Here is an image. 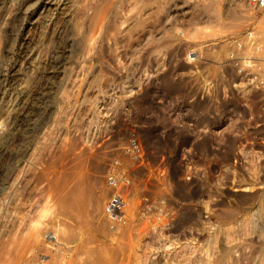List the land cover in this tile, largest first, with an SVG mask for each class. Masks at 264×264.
<instances>
[{
	"label": "rangeland",
	"instance_id": "rangeland-1",
	"mask_svg": "<svg viewBox=\"0 0 264 264\" xmlns=\"http://www.w3.org/2000/svg\"><path fill=\"white\" fill-rule=\"evenodd\" d=\"M26 1L0 0V264H264V9Z\"/></svg>",
	"mask_w": 264,
	"mask_h": 264
},
{
	"label": "built area",
	"instance_id": "built-area-1",
	"mask_svg": "<svg viewBox=\"0 0 264 264\" xmlns=\"http://www.w3.org/2000/svg\"><path fill=\"white\" fill-rule=\"evenodd\" d=\"M253 4L258 8V9H264V0H252ZM251 36V35H250ZM233 51L229 54V57L231 61H236L237 65L243 64V66H252L253 64V59L252 58H245L241 57L240 51L242 50L243 45L241 43H236ZM5 135V129L3 127V124L0 123V143L3 141ZM127 152L129 154V157L132 160L138 161V157L142 155V147L140 143L137 140H131L128 144L127 147ZM245 153V151H244ZM242 157V159H241ZM243 161V154L240 153V159L237 160V164H239V170H237L238 174V179H246V176H248L249 173V167H246L248 165H244ZM118 161H114L111 166V172L108 177V184L113 186V187H124L126 185L127 181L121 176V173L117 169ZM202 166H198L196 164H193L190 160H187L186 164V172H185V178L189 182L193 181H203L202 183H208L209 179V170L208 167L205 164H201ZM245 168V169H244ZM261 178L264 181V166L261 169ZM241 186V185H240ZM124 205H125V199H124V192L123 190L115 192V194L111 197L109 202L107 203L106 206V215L114 220V221H120L124 218V214H118L117 216L122 217L120 220L118 217L114 216V213L117 212H123L124 211Z\"/></svg>",
	"mask_w": 264,
	"mask_h": 264
},
{
	"label": "bare ground",
	"instance_id": "bare-ground-1",
	"mask_svg": "<svg viewBox=\"0 0 264 264\" xmlns=\"http://www.w3.org/2000/svg\"><path fill=\"white\" fill-rule=\"evenodd\" d=\"M28 4H29L28 1L24 0L23 6L26 7V6H28ZM2 73H3V72H2ZM4 73H5V72H4ZM0 76H1V75H0ZM3 76H4V75H3ZM12 129H13V128H12ZM5 130H6V129H5ZM9 130L11 131V129H9ZM13 131H14V130H12L11 133H13ZM5 135H7V133H5ZM9 135H10V134H9ZM262 181H263V180H262ZM233 184H234V183H233ZM252 185L254 186V183L247 185V187H245V189H243V190H245V191H247V192L251 191V190L253 189V186H252ZM123 212H124V211H123ZM123 212H117V213H114V216H116V217H120V216H117V215H118V214H121V213H123ZM138 213H139V212H138ZM141 219H143V218H141ZM162 219H164V218L162 217ZM144 220H145V219H144ZM158 220H159V219H158ZM146 221H148V220H146ZM159 221H160V220H159ZM160 222H163V221L161 220ZM160 222H159V223H160ZM156 224H157V223H156ZM154 225H155V224H154ZM160 225H163V226H164V224H160ZM160 225H159V226H160ZM166 225H167V224H166ZM166 225H165V227H166ZM152 226H153V225H152ZM152 226H151V227H152ZM170 226H173V224H172V225L170 224L169 227H170ZM161 228H162V227L160 226L159 229L161 230ZM172 228H173V227H172ZM152 229H153V231L155 230L154 227H153ZM163 229H164V228H163ZM166 229H167V228H166ZM170 229H171V228H170ZM156 231H157V230H156ZM162 231H163V230H162ZM162 231H161V232H162ZM154 232H155V231H154ZM165 232H167V230H166ZM165 232H164V233H165ZM164 233H163V232H162V233L159 232V237H163V238H164V236H163ZM157 235H158V232H157ZM48 237H50V236H48ZM159 237H156V238H159ZM58 240H59V239H58ZM176 241H177V240H173V241L168 240V241H166L167 244H168V245H166L167 248L172 249V248L178 246L179 244H178ZM157 242H158V241H157ZM59 243H61V242H59ZM163 244H165V242H164ZM58 245H59V244H58ZM208 245H209V244H208ZM166 246L164 245V247H166ZM59 247H62V246H59ZM162 247H163V246H162ZM167 248H165V249H167ZM157 249H160V247L157 248ZM207 249H208V248H207ZM48 250H49V248H48ZM209 250H210V248H209ZM57 251H58V250H57ZM60 251H64V250L61 249ZM207 251H208V250H207ZM64 252H65V251H64ZM56 253H57V252H56ZM59 253H61V252H59ZM62 253H63V252H62ZM209 253H210V252H209ZM63 254H64V253H63ZM208 255H209V254H208ZM210 255H211V254H210ZM58 256H59V255H58ZM60 256H62V255H60ZM144 256H145V255H144ZM45 257H46V256H45ZM208 257H209V256H208ZM53 259H54V258H53ZM66 259H67V258H66ZM208 259H209V258H208Z\"/></svg>",
	"mask_w": 264,
	"mask_h": 264
}]
</instances>
